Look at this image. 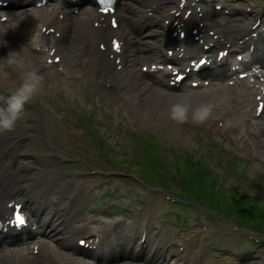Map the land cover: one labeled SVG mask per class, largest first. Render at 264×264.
<instances>
[{"label":"rangeland","instance_id":"rangeland-1","mask_svg":"<svg viewBox=\"0 0 264 264\" xmlns=\"http://www.w3.org/2000/svg\"><path fill=\"white\" fill-rule=\"evenodd\" d=\"M134 1L136 3H134V2L129 3L127 0V3L124 6V9L122 10V12H123L122 15L125 16L124 11L127 9L131 11V9L133 8V6H132L133 4H136V6H134L136 8L135 13H137L142 8V0H134ZM241 1H244V0H241ZM75 51H76V49H75ZM76 58H77V56L75 55L74 60H73V65H75V63H76ZM142 61L147 62L148 60L142 59ZM69 65L72 66V63L71 64L69 63ZM138 67H139V65H137V68ZM3 71H5L6 73H10L9 68H7L6 64L0 66V73ZM46 81H47V83H45V84L47 86V90L51 91L52 95H53L54 92L52 91V89H53L54 84L56 82H57V84L61 83L60 77L55 76L53 73V70H51L50 73H48V75H47ZM80 88H81L80 85L70 88L69 92H73V94H69L67 91L61 92V94L67 95V98H69V99L73 98V100H75L76 107H78L79 106V98L77 96L81 95L82 97L85 98L84 92L83 91H82V93L79 92ZM153 89L155 92H158V93L164 90V89L160 88L159 85H156V84H153ZM51 92H49V93H51ZM55 92H58V91L56 90ZM165 93L170 94L171 96H174V97L179 96V98L184 99V102L187 101V99L184 96H182L181 94L178 95V93H176V92H171V91L165 90ZM44 100L48 101V98L45 97ZM126 110L131 111V107L129 106V108H127ZM149 111H150V108L148 109L146 107V109H144V112L142 111L141 113L136 114L135 115L136 119L134 118L135 122H134L133 126L136 127V125H138V128L140 130H143V131H146L147 129L151 128L150 125H152V119L149 117ZM161 112H163L165 116L163 115V118L157 117V120H156L157 122H164V120L166 118L167 114L165 112V108H163L161 110ZM113 113L114 112L112 111V115H113ZM121 113H122V110H120L119 112L116 113L117 118L120 117ZM112 117L113 116H109V115H108V117L104 116L102 119H99L98 116L93 117L95 119V123L91 122L89 127H87L90 130V132L95 135L94 140H95L96 145H98V141H101L102 136H104L103 135L104 131L100 130V127L103 124H106V125L111 124V126H112ZM174 127H176V128H174ZM123 129L125 130L126 128L124 127ZM164 130H165L164 133H167L166 134L167 137L170 140H172L173 144L181 145L188 150H191L193 148L192 147V145L194 144L193 138H192V136H190L187 133V131H186V129L182 123H177L176 126L173 125V123L170 124L169 126L166 125V128ZM105 132H107V130ZM120 135H123V134L117 133V137H119ZM114 136H116V133L114 134ZM116 138L112 139L111 142L108 141L109 143H112V147H115V150H116L112 156V159H117L119 162L121 161L120 165H122V167H123V166L127 165V163L130 161V159L128 157L129 153L126 151V148H125L126 141L116 139ZM237 152H238V150H237ZM258 152H259V154L257 155V157L254 159H250V160L245 156V153H243L242 151L238 152L237 156H234V157H232L230 154L228 155L230 158V162H235L236 160H238V162H239L238 166L241 167V169H247L248 173H250L251 175L254 176L253 178H255V182H254L253 186H255V183L260 184V177H259L258 171L260 169H264V165L262 164L264 161V148L262 147V149H260V151H258ZM135 153H136L135 156H136L137 161L131 166V168H132L131 171H134L136 174H139V172L145 170L146 175L148 174L147 176H151V174L148 173V170L146 168H140V164L143 163L141 160L142 159L141 157H143L141 150H139L138 152H135ZM158 153H159V150L156 151V154H158ZM215 155H216V153H215ZM244 160H246L247 162ZM126 167L127 166H125V168ZM215 171H216V173L221 172L220 168L219 169L215 168ZM263 179H264V177H263ZM232 183H233V181H228L227 185L238 188L237 186L233 185ZM256 188H257V190H261V187H259V186H257ZM225 190L227 193L228 190H232V188L230 187L227 189L225 187ZM237 190L239 192H242L241 189L240 190L237 189ZM252 190H256V189H252ZM256 194H257V196H256ZM253 195L261 198V202L259 203V205L261 206V208H264V200H263L264 199V192H263V195L258 196V192L255 191L251 194V196H253ZM225 196H226V194H225ZM226 197H229V196H226ZM241 197H243V196H241ZM256 202H259V201H256ZM228 206H229V204H228Z\"/></svg>","mask_w":264,"mask_h":264},{"label":"bare ground","instance_id":"bare-ground-1","mask_svg":"<svg viewBox=\"0 0 264 264\" xmlns=\"http://www.w3.org/2000/svg\"><path fill=\"white\" fill-rule=\"evenodd\" d=\"M130 2H133V0H129ZM146 2H151L153 0H144ZM156 2H159L161 0H155ZM155 3H152L151 5H153ZM56 9L57 11H60V8L56 5H54L51 10ZM134 9V8H133ZM153 13H155L153 10H151ZM35 12V11H34ZM87 14V13H86ZM156 14V13H155ZM43 15H45L46 17H51V15H49L47 12H43ZM160 17H165L167 18L166 14H165V10L164 8H162V12L160 14H158ZM192 20H196V17H192ZM139 19L138 21L135 22V20H133L132 18V13L131 11L126 10V18L123 19V24L125 25V27L128 25V27H131L135 25V23L138 25ZM127 23V24H126ZM64 28H65V37L64 40L62 41V43L59 45V51L60 53L63 55V57L66 59V62H70L73 60L74 58V47L76 46L75 44H77V47L80 48L81 42H75L74 40V34L73 32L69 33V31L71 29H73V24L72 21L70 20V18L68 17L65 22H64ZM131 31V29H130ZM86 30L82 28L81 25H79L78 23L76 24V30H75V35L79 38H82L86 35ZM123 38L126 37V33H123V31L120 33ZM156 33H154L155 35ZM69 40V43H68ZM128 45V44H127ZM20 51H24V50H20ZM145 52V56L143 57L144 59H149L150 55L148 54L147 49H144ZM127 58H131L132 56H130V53L127 51L126 54ZM165 59V57L163 56V60ZM65 62V64H67ZM39 68V67H38ZM135 61L134 60H129L128 61V69L126 71L127 75L124 77L123 79V84L128 87L131 88L133 97L135 96V91L137 90H147L148 92L146 93V95L143 97L142 99V107L138 108V110H143V107H146L148 104L152 105V104H156V105H160L162 106V101L164 100H169L171 101V97L169 96H160L159 94H156L154 91H151V84L148 80V78L146 79L145 77L141 76L140 74H136L135 73ZM139 92V91H138ZM213 94H216V96H213ZM243 97V95H241V93H239V95H237V97ZM229 95L223 91V90H218L215 93L206 91L205 93L197 96L196 98H189V101L193 104H197L200 103L202 100H213L216 104L219 102L220 106H226V102L229 99ZM234 97V96H233ZM232 97V98H233ZM222 98V99H221ZM231 99V98H230ZM222 109L226 110L225 107H223ZM17 189V188H16ZM41 256L35 258V259H30V258H16V259H12L11 257L8 256H0V264H33L34 261H37V264H45L44 260H49L51 258H53L52 256H54L48 249V247L46 245L41 246V251L40 253ZM67 264H82V262H78L76 260H73L72 258H68L67 260ZM122 264H126V262H123ZM129 264V263H127Z\"/></svg>","mask_w":264,"mask_h":264},{"label":"clouds","instance_id":"clouds-1","mask_svg":"<svg viewBox=\"0 0 264 264\" xmlns=\"http://www.w3.org/2000/svg\"><path fill=\"white\" fill-rule=\"evenodd\" d=\"M9 53L8 64L16 63ZM2 78V77H0ZM41 76L37 70L24 74L18 87L8 96L5 107H0V133L10 132L14 129L16 122L21 118L25 106L29 104L38 94L41 87ZM189 107L185 104L176 103L170 110V119L176 123H185L189 119ZM211 106L202 105L195 109L191 115L193 124L200 125L206 122L211 114Z\"/></svg>","mask_w":264,"mask_h":264}]
</instances>
